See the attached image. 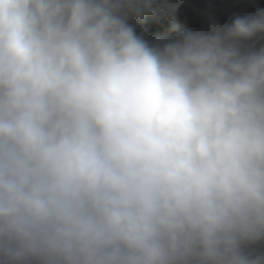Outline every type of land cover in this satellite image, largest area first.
<instances>
[{"label":"clouds","instance_id":"1","mask_svg":"<svg viewBox=\"0 0 264 264\" xmlns=\"http://www.w3.org/2000/svg\"><path fill=\"white\" fill-rule=\"evenodd\" d=\"M155 3L0 0V264H264V10Z\"/></svg>","mask_w":264,"mask_h":264},{"label":"trees","instance_id":"2","mask_svg":"<svg viewBox=\"0 0 264 264\" xmlns=\"http://www.w3.org/2000/svg\"><path fill=\"white\" fill-rule=\"evenodd\" d=\"M179 5L174 18L179 21L178 31H172L171 19L167 8L163 7L164 0H156L149 14L143 17L127 19L134 28L137 36L149 46H162L175 39L180 31L207 32L212 25H231L240 17L255 15L258 10H264V0H174ZM242 49L259 50L264 47V34L250 41L241 42ZM257 253H264V243L254 246Z\"/></svg>","mask_w":264,"mask_h":264},{"label":"built area","instance_id":"3","mask_svg":"<svg viewBox=\"0 0 264 264\" xmlns=\"http://www.w3.org/2000/svg\"><path fill=\"white\" fill-rule=\"evenodd\" d=\"M175 4L176 3L174 0H164V3L162 4V6L167 8L166 5H175ZM176 12H178V10ZM170 22L171 24H177L179 21L177 20V18H172Z\"/></svg>","mask_w":264,"mask_h":264},{"label":"rangeland","instance_id":"4","mask_svg":"<svg viewBox=\"0 0 264 264\" xmlns=\"http://www.w3.org/2000/svg\"><path fill=\"white\" fill-rule=\"evenodd\" d=\"M129 19H134V18H136L135 16H129L128 17Z\"/></svg>","mask_w":264,"mask_h":264}]
</instances>
